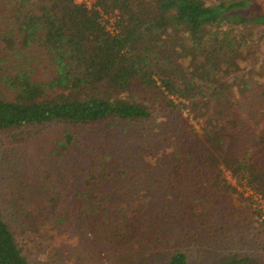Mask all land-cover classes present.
Instances as JSON below:
<instances>
[{"label": "trees", "instance_id": "trees-1", "mask_svg": "<svg viewBox=\"0 0 264 264\" xmlns=\"http://www.w3.org/2000/svg\"><path fill=\"white\" fill-rule=\"evenodd\" d=\"M3 3L0 42L9 62L0 85L10 95H0V129L56 120L105 131L115 119L148 118L161 92L166 107L182 106L202 122L195 140L168 151L165 157L173 158L159 163L180 180L178 191L234 193L249 205L228 171L258 193L264 206V66L258 73V66L247 62L241 54L247 38L239 34L248 22L264 25V13L228 12L245 0H93L89 7L76 0ZM101 13L113 16L112 31ZM34 45L52 69L45 81L26 65L24 51ZM71 139L65 132L55 153L62 155ZM115 156L91 159L99 168L89 171L88 181H109L112 169L121 175L138 170L125 169ZM117 207L131 212L123 210L117 218L124 222L117 225L121 230L129 231L131 223L138 233L149 231L151 220L141 205ZM255 212L262 214L260 208ZM258 223L264 233V215ZM184 263L182 251L168 256L167 264ZM0 264H29L1 213Z\"/></svg>", "mask_w": 264, "mask_h": 264}, {"label": "rangeland", "instance_id": "rangeland-1", "mask_svg": "<svg viewBox=\"0 0 264 264\" xmlns=\"http://www.w3.org/2000/svg\"><path fill=\"white\" fill-rule=\"evenodd\" d=\"M228 12L264 13V0H245ZM5 14L0 0V29ZM108 16L111 26L113 16ZM247 27L239 31L248 42L241 54L260 73L264 25L248 22ZM29 49L23 54L27 67L37 80H47L52 69L46 56L35 45ZM6 54L0 42V72L9 62ZM0 95L10 93L0 85ZM155 97L158 108L148 118L115 119L105 131L56 120L0 129V213L29 264H167L174 251L185 254L184 264H264V233L255 212L259 200L243 193V180L228 178L249 197L247 206L234 193L186 196L185 189H177L180 180L169 175V165L159 164L173 158L165 157L168 151L195 140L202 122L182 106L166 107L161 92ZM65 132L71 142L57 155L54 146ZM105 154H119L122 167L138 170L121 175L112 169L111 180L88 181L89 171L99 168L89 161ZM119 205H141L151 220L150 233H138L131 223L129 231L121 230L124 222L117 218L128 207Z\"/></svg>", "mask_w": 264, "mask_h": 264}, {"label": "built area", "instance_id": "built-area-1", "mask_svg": "<svg viewBox=\"0 0 264 264\" xmlns=\"http://www.w3.org/2000/svg\"><path fill=\"white\" fill-rule=\"evenodd\" d=\"M76 1H82V2H84L85 3V5L87 6V7H89L90 5H91V3H92V1L93 0H76ZM102 15V19L101 20H103V22L105 23V27L109 30V31H112L113 30V20L111 21V26H108L107 24H106V22H105V20H106V17H109L107 14H105V13H101ZM227 177L228 178H230V176L227 174ZM230 180H231V182H232V180H233V178H230ZM245 185V184H244ZM243 193H248L247 195H253V196H257L256 198H258V200H259V202H258V204L255 206L256 208H260V210L262 211V214H260L258 217H259V219L264 215V206H263V204H262V200H261V197H260V195L258 194V193H256V192H253L252 191V189H250L247 185H245V191L243 192Z\"/></svg>", "mask_w": 264, "mask_h": 264}]
</instances>
